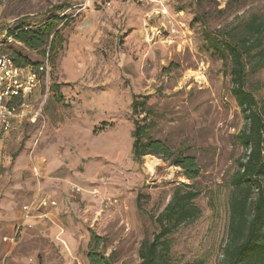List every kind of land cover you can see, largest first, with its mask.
<instances>
[{"label": "rangeland", "instance_id": "1", "mask_svg": "<svg viewBox=\"0 0 264 264\" xmlns=\"http://www.w3.org/2000/svg\"><path fill=\"white\" fill-rule=\"evenodd\" d=\"M50 15L65 19L50 49V92L44 85L32 98L41 114L0 132V206L28 178L37 188L20 203L61 205L74 244L47 260L39 255V264H91V251L140 263V246L159 229L156 216L179 183L200 190L202 214L172 234V264H222L245 118L230 90V57L210 45L207 30L242 32L253 15L264 18V0H0V33ZM17 47L31 63L45 59L43 49L17 41L3 50ZM255 66L248 59L246 84L263 103L264 66ZM135 94L148 95L151 110L134 115ZM135 117L153 123L150 137L195 155L199 176L159 154H148L159 159L153 170L146 155L135 158ZM54 155L59 164L47 172L42 162Z\"/></svg>", "mask_w": 264, "mask_h": 264}, {"label": "trees", "instance_id": "2", "mask_svg": "<svg viewBox=\"0 0 264 264\" xmlns=\"http://www.w3.org/2000/svg\"><path fill=\"white\" fill-rule=\"evenodd\" d=\"M64 19L65 15H50L37 25L22 22L9 29L8 34L27 49H43L45 57L49 56L53 64L50 49H56L54 43L59 33L56 22ZM207 39L216 51L230 57V90L245 118V124L237 134L244 152L236 159V168L229 180V221L222 264H264V102L246 84L248 59L256 64L255 68L264 66V18L253 15L242 32L207 30ZM9 54L18 65L39 64L29 62L23 47L13 48ZM132 107L134 115L151 110L148 95L135 94ZM152 125V122H142L135 117L134 157L141 159L150 153L159 154L181 166L187 177L199 176L196 156L183 150L173 151L164 140L150 137L148 131ZM200 193L192 183L175 186L171 199L156 216L159 229L153 238L144 240L140 246L141 261L138 264H172V234L201 216L202 208L196 201ZM89 259L91 264H116L104 253L96 251L89 252Z\"/></svg>", "mask_w": 264, "mask_h": 264}, {"label": "crops", "instance_id": "3", "mask_svg": "<svg viewBox=\"0 0 264 264\" xmlns=\"http://www.w3.org/2000/svg\"><path fill=\"white\" fill-rule=\"evenodd\" d=\"M21 121L17 120L14 128H17ZM42 164L43 168L50 172L58 166L59 159L57 155H54L50 161L45 160ZM26 181V184L17 191L18 197H5L0 206V225H8L9 230L8 233L0 230V264H39V255L45 256L43 258L47 260L49 254L58 253L57 248L64 252L65 248L70 249L69 244L72 243L71 246L74 247L72 240L66 238L63 217L59 214L61 205L36 206V210H30L24 208V205L30 206L29 204L20 203V200L29 199L37 188V184L28 178ZM21 222L25 226L18 241L5 240L6 236H12L15 233L16 225ZM62 240L66 243L64 244ZM45 259L43 260L46 261Z\"/></svg>", "mask_w": 264, "mask_h": 264}, {"label": "built area", "instance_id": "4", "mask_svg": "<svg viewBox=\"0 0 264 264\" xmlns=\"http://www.w3.org/2000/svg\"><path fill=\"white\" fill-rule=\"evenodd\" d=\"M16 41L8 30L0 33V131L8 132L18 120L35 122L41 114L42 106L35 108L32 98L40 87L46 86L50 92L49 79L52 63L49 56L39 64L18 65L13 57L3 50V45ZM76 190H81L79 185ZM52 203L56 204L55 200ZM28 205H24L28 209ZM25 224L18 223L15 233L4 239L17 242ZM65 244L66 242L62 240Z\"/></svg>", "mask_w": 264, "mask_h": 264}, {"label": "bare ground", "instance_id": "5", "mask_svg": "<svg viewBox=\"0 0 264 264\" xmlns=\"http://www.w3.org/2000/svg\"><path fill=\"white\" fill-rule=\"evenodd\" d=\"M192 75L195 74V73H191ZM158 158L155 157V156H152V155H146V162H145V165L148 169L150 170H153L154 169V166L157 164L158 162Z\"/></svg>", "mask_w": 264, "mask_h": 264}]
</instances>
